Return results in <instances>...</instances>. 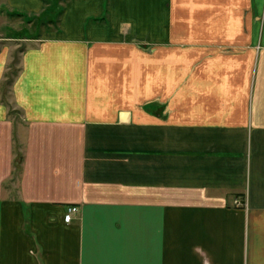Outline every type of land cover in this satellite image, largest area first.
I'll list each match as a JSON object with an SVG mask.
<instances>
[{
  "label": "crops",
  "instance_id": "0c3cea01",
  "mask_svg": "<svg viewBox=\"0 0 264 264\" xmlns=\"http://www.w3.org/2000/svg\"><path fill=\"white\" fill-rule=\"evenodd\" d=\"M48 3L0 0V24ZM47 24L9 82L0 36V264H264V0Z\"/></svg>",
  "mask_w": 264,
  "mask_h": 264
},
{
  "label": "rangeland",
  "instance_id": "374dc122",
  "mask_svg": "<svg viewBox=\"0 0 264 264\" xmlns=\"http://www.w3.org/2000/svg\"><path fill=\"white\" fill-rule=\"evenodd\" d=\"M65 0H48V5H45L46 9H42L41 11L35 14H28V15H19L12 14L9 15L6 9L2 8V15H1V23L0 24V36H3V42H11L12 46L15 45L14 49L12 50V56L10 58L9 67H8V82L12 79V76L16 73L19 65V57L21 51L26 47L27 44L31 43L32 41L27 40L26 38L35 35L37 30L43 29L44 25H48L47 20L48 18H53V22L51 23L50 27H54L57 22L58 11L62 3ZM18 15V16H17ZM44 24V25H43ZM54 24V25H53ZM8 38H13L12 41H6ZM14 38L16 40H14ZM15 43V44H14ZM6 80V81H7ZM6 81L4 82L5 85ZM5 98L9 100L10 93L8 86H5ZM4 98V99H5ZM10 102V101H9ZM10 111L14 114H18L17 109H13V105L11 102L9 103ZM236 201L238 203H236ZM235 204L239 206L241 204L238 200H235Z\"/></svg>",
  "mask_w": 264,
  "mask_h": 264
},
{
  "label": "built area",
  "instance_id": "2783aa9c",
  "mask_svg": "<svg viewBox=\"0 0 264 264\" xmlns=\"http://www.w3.org/2000/svg\"><path fill=\"white\" fill-rule=\"evenodd\" d=\"M236 203H238V202L236 201ZM75 211H77V207L76 206L68 207L67 212L64 214V220H66V221L70 220L71 213L75 212Z\"/></svg>",
  "mask_w": 264,
  "mask_h": 264
},
{
  "label": "trees",
  "instance_id": "16d2710c",
  "mask_svg": "<svg viewBox=\"0 0 264 264\" xmlns=\"http://www.w3.org/2000/svg\"><path fill=\"white\" fill-rule=\"evenodd\" d=\"M58 14H59V11H58ZM58 14H57V15H58ZM52 19H53V18H51L50 20H48V22H50V23H54Z\"/></svg>",
  "mask_w": 264,
  "mask_h": 264
}]
</instances>
